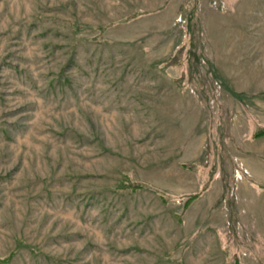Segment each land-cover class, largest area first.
Listing matches in <instances>:
<instances>
[{
	"label": "rangeland",
	"instance_id": "1",
	"mask_svg": "<svg viewBox=\"0 0 264 264\" xmlns=\"http://www.w3.org/2000/svg\"><path fill=\"white\" fill-rule=\"evenodd\" d=\"M264 0H0V264H264Z\"/></svg>",
	"mask_w": 264,
	"mask_h": 264
},
{
	"label": "trees",
	"instance_id": "2",
	"mask_svg": "<svg viewBox=\"0 0 264 264\" xmlns=\"http://www.w3.org/2000/svg\"><path fill=\"white\" fill-rule=\"evenodd\" d=\"M254 137H255V138H262V137H264V130L257 132V133L254 135Z\"/></svg>",
	"mask_w": 264,
	"mask_h": 264
}]
</instances>
